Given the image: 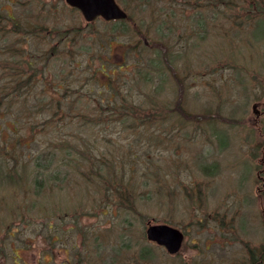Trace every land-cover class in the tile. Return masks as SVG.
I'll return each mask as SVG.
<instances>
[{"label":"rangeland","instance_id":"rangeland-1","mask_svg":"<svg viewBox=\"0 0 264 264\" xmlns=\"http://www.w3.org/2000/svg\"><path fill=\"white\" fill-rule=\"evenodd\" d=\"M122 1L119 4L142 23L139 37L129 21L97 19L85 24L64 0H0V15L7 11L22 29L37 24L46 35L57 36L69 28L59 46L55 39L46 43L49 37L40 38L42 33L24 35L17 42L25 56L28 52L36 58L37 74L48 75L56 84L63 81L59 94L67 99L56 112L50 94L58 87L39 80L31 90H17L15 106L8 107L5 99L0 104V251L9 252L4 230L13 220V230L28 229L29 236L40 229L48 238L66 231L61 240L50 243L54 252L45 255V264H60L71 249L72 264H230L244 252L247 235H262L259 211L264 200H257L254 187L264 130L250 118L251 104L264 99V0H219L216 6H203L202 31H194L197 24L187 21L179 28L183 36L167 40L158 38L153 28L163 16V9L157 8L162 0L139 3L140 11L135 3L126 7ZM179 19L176 14L166 22L172 33ZM149 21V34L155 43L169 44L172 62L167 63L157 47L148 46L141 50L143 57L156 64L161 58V66L153 67L149 83L140 80L142 74L132 82L125 70L139 47L130 45L140 46L146 39ZM161 32L167 36L170 30L164 27ZM12 39L17 38L0 39V63L2 47ZM50 45L60 53L46 59L40 53ZM103 57L109 63L102 76L109 65L120 64L126 76L118 83L127 103L119 99L118 106L138 99L143 120L127 116L124 121V116L111 114V105L103 118L72 116V108L90 114L93 106L104 107L108 91L92 79ZM180 78L182 107L176 92ZM158 82L164 85L157 88ZM93 85L97 91L91 102L84 93ZM150 87L156 89L153 102L146 92ZM174 100L187 118L169 116ZM105 177L119 180L121 193L132 186L135 192L122 198L114 186L102 185ZM150 220L168 221L183 230L178 253L169 255L146 240Z\"/></svg>","mask_w":264,"mask_h":264},{"label":"trees","instance_id":"trees-1","mask_svg":"<svg viewBox=\"0 0 264 264\" xmlns=\"http://www.w3.org/2000/svg\"><path fill=\"white\" fill-rule=\"evenodd\" d=\"M122 1V0H121ZM126 1V4L128 7L130 5V2L135 3L136 7H139V3L140 4H147L151 1H157V0H124ZM201 0H177L176 5H173V0H162V2H160L159 4L160 7L157 6L158 9H163L160 11H163V16L159 17V19L157 20L155 26L153 27L151 24V21L148 22L147 26V30H145V32L143 33V35L146 37V40L148 41L149 45H144L142 42L140 43V46L137 43H133L130 45L131 48H136L139 47L137 49V56L135 57V59H133V63L130 65L129 68H127L125 70V73L129 74L130 78L132 79V82H134V78H136L138 76V74H142V77H139L141 81L146 80L145 83H149V81L151 80L152 77V71L155 70L153 69L154 66L157 65V68H159L161 66V58H159L155 63V61L150 60V58L143 57V53L141 50H143L144 48L146 49L148 46L152 47H157L159 49V52L161 51V56L163 57V59L168 63L170 61H172V57H171V48L168 45H165V42L162 41V43L158 44L155 43V41H153V34L150 35L149 33V28L153 27L155 29V33L157 34L158 38L160 37H164L166 40L170 39V38H179L181 36L184 35V30H180L179 32V28L180 26L189 21V22H195L197 24V27L194 31L200 32L203 30V26L202 23L203 20L201 18H199V15H202V13L200 12V10H202V7L207 6V7H213L218 5L219 0H205V2H203L202 4H200ZM123 2V1H122ZM129 2V4H128ZM124 3V2H123ZM2 4L0 3V6ZM157 5V4H156ZM179 7V9L177 10V7ZM190 7V11L188 12V15L185 16V9L188 7ZM139 11L141 10V7L138 8ZM178 14L179 16V21L177 22V28H176V33H172V28L173 27H167L166 26V22L169 21V17H173L174 15ZM5 21L8 22L7 25L5 24ZM125 21H129L133 24H131V27L133 29V33L138 36L137 33H140V29H141V22H136V20L129 14V17L127 18V20H123V22ZM122 23V22H121ZM9 24V26H8ZM19 23L17 21H15L13 19V16H10L8 14V12L6 11V14L4 15H0V39L5 37V36H14L17 39H12L10 42H6V45L4 46V48L2 47V51L4 52V58L1 60L0 63V104L3 103V100L6 101L7 106L8 107H13L16 105L17 102V97L20 93L17 92L18 89H21L23 87H26V90H31L32 88L30 86L38 83L37 81L39 80H49L48 82L52 85H55L58 87V90L51 93V99L55 101L56 104V109L55 111L57 112L59 109L64 107V103L66 102L65 99H67L64 94L60 95L59 93L61 92V86H65V84H63V81L56 84L54 83L48 75L43 76L42 74L39 75L36 72V68L34 67V63L33 61L36 60V58L34 57V55L32 53H28V52H24L25 54H27L29 57L25 56L23 54V46L18 45L17 42L19 41L20 37H24V35H26L27 37H31L34 38L36 37L39 33H42L40 35L41 37H49L48 39H46V43L50 40V39H55L57 46H59L61 43H63L65 41V33L66 31L69 29H65L63 32L58 31L57 32V36H54L53 33H51L50 36L46 35L44 33L45 29L44 27H37V24H33L30 28H28L26 26L25 29H22L20 25H18ZM81 26H79L80 28ZM167 28L168 30H170V33L167 36H162L164 34H162L161 32V28ZM78 28V29H79ZM71 30V29H70ZM139 37V36H138ZM142 44V45H141ZM56 45H50L49 48L43 50L40 54L44 55L46 57V59H51L53 56H56L57 54H59L60 52L57 50ZM168 49V50H167ZM1 51V52H2ZM111 56V54H108L106 57L109 58ZM170 60V61H169ZM44 64H46L48 61L47 60H43ZM107 63H109L108 59H105L103 57V60L98 61V67L96 69H94V74L92 75V79L97 82V86L102 87L103 89H105L106 91H108V95L106 98V102L104 104V108L103 106H93V108H90V114L88 112L85 111H78V110H74L72 108V116L76 117V118H80L81 120H83L84 118H86L87 116H93V117H98V118H103L104 116L108 115V112H111V109L109 108L110 105L113 106V110L111 112L112 115L114 116H124V121H125V117L127 116H131V117H135L138 118L140 120H143L145 116H143L144 114L137 112L138 111V105H140L139 100L138 99H134L132 98L130 100V104L129 106H126L125 104L122 105L121 107L118 106V101L119 99H122L124 101V103L126 102V94L122 93L121 90V86L118 83L121 79H125L126 76L124 74V76L120 73V67H113L111 65L108 66V73H103L102 76V70H104V67ZM166 66V65H165ZM99 68V70H98ZM116 70H113V69ZM171 71H173V73H175V69L171 68ZM154 76H155V72ZM117 74V75H116ZM160 74V73H159ZM163 75V73H161ZM116 75V79H115V83L114 80L112 78V76ZM181 80H177V101L180 104V98L178 93H180V97L182 95L181 90L179 89V86L181 84V81L183 78H180ZM101 80H103L101 82ZM29 85V86H28ZM164 85L163 84H157V88H160L161 86ZM94 86V85H93ZM152 87V86H151ZM150 87V88H151ZM148 91L149 96L151 98L150 102H153V98H154V93L156 92V89L153 90V88H151ZM97 89H95V86L93 88H91L89 90L90 93H84V98L86 97V100L94 102L93 99H95V93H96ZM175 92V91H174ZM101 92L98 91V94H100ZM59 94V95H58ZM92 95V96H91ZM146 95V94H145ZM183 96V95H182ZM176 97V96H175ZM182 98V97H181ZM35 100L43 102L42 98H35ZM105 100V96L100 98V101H104ZM129 100V98H128ZM176 100V99H175ZM174 100V108H166L167 111L169 112V116H174L178 117L179 119H184L187 118L188 115H185L184 112L177 110L175 107H177V102L175 103ZM140 102H142V99H140ZM127 103V102H126ZM101 105V104H100ZM180 106L182 107V105L180 104ZM117 107V108H115ZM137 109V110H136ZM178 111L177 113L175 111ZM107 111V112H106ZM127 113V114H126ZM126 114V116H125ZM206 115V114H205ZM160 116H163V113L160 112ZM108 117V116H107ZM209 118L208 121H214L212 119V117L208 116ZM89 119V118H88ZM141 124H143V122H141ZM85 122H83V126H85ZM16 142H19L18 140H16ZM151 159L149 158V161ZM111 167V165H110ZM8 171L14 172L11 168L8 169ZM7 178H11L10 177V173H7ZM101 183L103 186H114V189H120L122 188L121 186H119V184L121 182H119V180H110L107 177L102 178L101 179ZM131 188H134V186H132ZM129 187H126V191H120V196L123 198L126 194L130 193H134L135 190L131 189ZM129 198V195L126 196V198ZM13 222V220H11L10 222L6 223L5 226L9 227L12 229L13 224H11ZM168 222V221H166ZM170 223V222H169ZM173 224V223H172ZM9 225V226H8ZM48 228H50V226L48 225ZM52 229H54V226L52 227ZM58 229V228H57ZM70 229H72V225L70 226ZM69 230V229H68ZM67 230V231H68ZM64 232L66 231H62L60 230L59 233L55 234V236L53 238H48L47 235H45L46 237V241H45V245L48 246L49 248H47L46 251L50 252L51 254H53L54 249L53 246L50 245V243H53L56 240H61L60 235H62ZM53 235V233L51 234Z\"/></svg>","mask_w":264,"mask_h":264},{"label":"flooded vegetation","instance_id":"flooded-vegetation-1","mask_svg":"<svg viewBox=\"0 0 264 264\" xmlns=\"http://www.w3.org/2000/svg\"><path fill=\"white\" fill-rule=\"evenodd\" d=\"M72 32V30H71ZM72 40V38H70ZM255 104L253 110V119L256 125H260L261 131L264 130V99L260 101H254ZM253 120L251 122H253ZM260 123V124H259ZM255 170V189L254 194L257 200L263 202L264 200V152L260 155L256 161ZM246 177V176H245ZM245 181V178H243ZM260 220H261V231L262 235L251 233L247 235V240H244L243 250L241 257H234L230 260V264H264V205L260 207ZM220 217V214L218 215ZM219 225L221 224V218L218 220ZM226 222V221H225ZM39 226L43 227V222L38 221ZM223 225L226 226L225 223ZM229 237H231L230 225L227 227ZM222 231V229H220ZM5 237L7 253L5 250L0 251V264H45L44 260L46 254L52 255L46 251L48 246L45 245V234L43 229L37 230L36 233L32 232L29 236L28 229L19 231V229L13 230V228L7 227L5 230ZM219 242L221 237H219ZM221 244V243H220ZM72 247V246H71ZM67 252V250H65ZM9 257V260H7ZM241 259V260H240ZM48 262H51L48 260ZM60 264H72V249L70 255L60 262Z\"/></svg>","mask_w":264,"mask_h":264},{"label":"water","instance_id":"water-1","mask_svg":"<svg viewBox=\"0 0 264 264\" xmlns=\"http://www.w3.org/2000/svg\"><path fill=\"white\" fill-rule=\"evenodd\" d=\"M72 6L78 7L87 21L97 15L104 19L125 18L126 12L119 7L115 0H65ZM148 240L163 245L170 253L176 252L182 242L183 233L177 227L166 223H149L145 229Z\"/></svg>","mask_w":264,"mask_h":264},{"label":"bare ground","instance_id":"bare-ground-1","mask_svg":"<svg viewBox=\"0 0 264 264\" xmlns=\"http://www.w3.org/2000/svg\"><path fill=\"white\" fill-rule=\"evenodd\" d=\"M157 48H158V46H157ZM169 61H170V60H169ZM170 62H172V61H170ZM170 65H171V64H170ZM169 68H170V69H171V68L174 69L172 66H169Z\"/></svg>","mask_w":264,"mask_h":264}]
</instances>
